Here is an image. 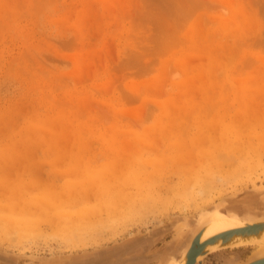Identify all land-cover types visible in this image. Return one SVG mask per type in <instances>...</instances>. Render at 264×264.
<instances>
[{
  "label": "rangeland",
  "instance_id": "obj_1",
  "mask_svg": "<svg viewBox=\"0 0 264 264\" xmlns=\"http://www.w3.org/2000/svg\"><path fill=\"white\" fill-rule=\"evenodd\" d=\"M217 204L264 212V0H0V264H173Z\"/></svg>",
  "mask_w": 264,
  "mask_h": 264
},
{
  "label": "bare ground",
  "instance_id": "obj_2",
  "mask_svg": "<svg viewBox=\"0 0 264 264\" xmlns=\"http://www.w3.org/2000/svg\"><path fill=\"white\" fill-rule=\"evenodd\" d=\"M208 192H210V191H208ZM258 192H261V191H258ZM111 193H113V191L110 189H107L105 192H103L99 202L102 205L107 206L108 208L111 207L110 210L114 212L113 207L116 206L117 201L120 199V197H119L118 189L116 187H114V194L115 195H111ZM198 193L205 194L204 198H206L209 195L208 194L206 196L205 191L201 190V189L198 190ZM256 194L257 193H254V195H256ZM257 195L255 197L251 198L252 201H254V202L257 201V200H254L257 197ZM247 197H249V195ZM246 202H247V199L243 202H240V203L237 202V204H240L241 206H243L247 210L248 209L250 210L251 208H257V205H250ZM128 204L130 205V203H128ZM121 209H123V207ZM226 209L227 208H226L225 204H221V205L217 204L214 206V208L208 213L207 219H206L204 225H201L193 233L195 235L186 242V244L184 245L185 246L184 249L182 250V252L179 255L180 257L177 260L173 259L174 260L173 264H187V262H189V261H187L186 254L188 253L189 249L193 246L192 242H193L194 238H196L197 236L199 237V239L197 241L198 246L194 245L192 247V251H194V252H196L197 249L198 250L200 249V248H198L199 246H201V245L204 246L205 244H207L206 242L208 240H211L214 238L215 239L213 241H210L211 243L205 245L204 252L212 251L215 248H217L220 241L226 242L229 240L228 242H230L231 240H234L235 237L238 238L239 236H242V237L247 236L246 239L249 240V243L229 246V247H225L222 249H217L215 251H212V253L226 249V248L251 246L254 248V250L251 252V254L256 251V256H255L256 259L264 258V220H260V219H264V212H262L260 214L259 212H261V211H259L258 213H255L254 215H252L250 217H246V216L236 217V216H231V215L226 214L225 213ZM7 213L8 212H6L5 208L3 206H0V221H4L9 225H16V228L19 232L18 233L19 235L21 234L23 236H25V235L28 236V233H29V236H30V234L33 236L32 233L34 231H35V233H36V231H38L37 230V225H38L37 219L38 218L33 219V220L28 219V221H26V222H18V221H15L13 219L12 215H8ZM90 213H91V211H90ZM82 216H83V213L79 217H82ZM72 218H73V216L69 217V219L74 224L73 225H67V226H65L64 229H61L66 233L65 235H67L68 238H70V239L73 235L79 236L78 234L85 233L86 229L88 228V226H82L81 224H79L78 220L72 219ZM185 226L186 227L188 226V229H189L188 224H185ZM175 227H178V225L170 223L166 227V229H169V228L175 229ZM241 234H246V235H241ZM181 235H185L184 232H182ZM23 236H21V237H23ZM180 249H181V247H180ZM210 253H208V254H210ZM208 254H206L205 256H207ZM199 256L201 257L202 255L201 254L197 255L194 264H197L196 261L199 258ZM205 256L202 257V262H203V259ZM249 256L247 258H245L243 261L236 263V264H247L248 262L256 260L255 258L249 259ZM230 264H233V263H230Z\"/></svg>",
  "mask_w": 264,
  "mask_h": 264
},
{
  "label": "water",
  "instance_id": "obj_3",
  "mask_svg": "<svg viewBox=\"0 0 264 264\" xmlns=\"http://www.w3.org/2000/svg\"><path fill=\"white\" fill-rule=\"evenodd\" d=\"M260 220H264V219H260ZM201 225H204L203 223ZM195 234H191L190 235V238H192ZM241 235H246V234H241ZM249 235V234H248ZM240 237V238H239ZM238 238L235 237L234 240H231L230 242L226 241V242H222L220 241L219 245L217 248H215L214 250L212 251H215L217 249H222V248H225V247H229V246H234V245H240V244H246V243H249V240L246 239L247 236L245 237H242V236H239ZM199 237L197 236L196 238H194L193 242H192V245H197V241H198ZM215 239V238H214ZM214 239H211V240H208L206 243L209 244L211 243L210 241H213ZM205 244V245H207ZM205 245H201L199 246L198 248H200L199 250L197 249L196 252L192 251V247L189 249L188 253L186 254L187 256V264H194L195 263V259L197 257V255L201 254L202 256L197 259V264H201L202 263V257L205 256L206 254L208 253H212V251H208V252H204V249H205ZM202 247V248H201ZM204 247V248H203ZM201 250V251H200ZM258 252V251H257ZM205 253V254H204ZM256 256V251L253 252L250 256H249V259H254ZM184 257V256H183ZM256 259V258H255ZM248 260V259H247ZM246 260V261H247ZM247 264H264V258L262 259H256V260H253L251 262H248Z\"/></svg>",
  "mask_w": 264,
  "mask_h": 264
},
{
  "label": "flooded vegetation",
  "instance_id": "obj_4",
  "mask_svg": "<svg viewBox=\"0 0 264 264\" xmlns=\"http://www.w3.org/2000/svg\"><path fill=\"white\" fill-rule=\"evenodd\" d=\"M115 254H117V253H115ZM113 256H114V254H113ZM111 258V257H110ZM144 259H147V258H145V256H144V258H140V260H144ZM106 262V261H105ZM115 262V260L113 259V257H112V260L110 259L109 260V262H108V264H111V263H114Z\"/></svg>",
  "mask_w": 264,
  "mask_h": 264
}]
</instances>
